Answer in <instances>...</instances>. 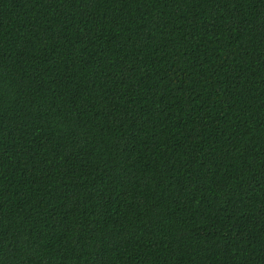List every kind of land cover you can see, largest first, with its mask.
I'll return each mask as SVG.
<instances>
[{
  "label": "trees",
  "instance_id": "trees-1",
  "mask_svg": "<svg viewBox=\"0 0 264 264\" xmlns=\"http://www.w3.org/2000/svg\"><path fill=\"white\" fill-rule=\"evenodd\" d=\"M0 264H264V0H0Z\"/></svg>",
  "mask_w": 264,
  "mask_h": 264
}]
</instances>
